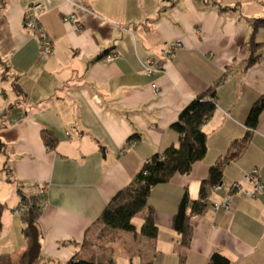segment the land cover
I'll return each instance as SVG.
<instances>
[{"label":"crops","instance_id":"0c3cea01","mask_svg":"<svg viewBox=\"0 0 264 264\" xmlns=\"http://www.w3.org/2000/svg\"><path fill=\"white\" fill-rule=\"evenodd\" d=\"M224 1L0 0V255L24 251V224L14 211L20 194L33 196L44 185L35 264H63L74 255L100 264H133L134 257L136 264H180L184 255L185 264H206L214 252L232 264H264V192L248 197L231 190L254 170L264 181V109L256 118L251 113L264 96V46L259 61L245 68L253 18L242 21L238 2ZM33 3L41 5L39 22L54 43L47 59L22 27ZM226 7L232 10H219ZM72 14L79 33L65 20ZM173 41L181 47L162 61L160 72L145 75L141 63L160 61ZM107 54L116 58L105 62ZM218 80L215 111L202 126L205 157L187 175L151 190L147 205L157 238L97 223L146 160L177 145L171 124ZM247 132L242 154L224 165L221 190L210 188L203 212L190 218L191 242L182 248L172 222L183 193L196 200L209 168ZM223 198L229 209L215 211L212 204ZM147 210L133 218L137 232Z\"/></svg>","mask_w":264,"mask_h":264},{"label":"trees","instance_id":"16d2710c","mask_svg":"<svg viewBox=\"0 0 264 264\" xmlns=\"http://www.w3.org/2000/svg\"><path fill=\"white\" fill-rule=\"evenodd\" d=\"M256 1L264 6V0ZM219 10L230 11L232 8H219ZM249 22L251 34L247 46L250 56L245 68L259 61L261 55L258 54V50L264 46L263 43L254 42V35L259 30H264V17L252 19ZM219 83L220 80L195 96L184 106L179 112L176 121L171 124V129L178 135L177 145H171L161 153L154 154L146 160L139 172L134 176L132 182L127 187L119 190L108 201L100 213L96 221L97 223L112 230L132 234L139 233L151 241L157 238L158 228L154 222L153 210L147 205L151 190L159 184L167 183L174 175H187L191 171L192 166L205 157L207 151L206 135L202 130V126L215 111L216 89ZM263 109L264 96L260 97L253 104L251 110L253 118H256ZM248 125L254 126L250 123ZM43 140L49 146H53L55 143V140L50 138L47 133H43ZM248 141L249 133L247 132L241 139L231 143L225 156L209 168L208 178L200 183L198 198L196 200H190L187 192L183 193L172 222V229L177 234L178 244L182 248L187 249L191 242L192 228L190 218L203 212L207 205L209 189L212 186L221 184L224 165L236 160L246 148ZM3 151L4 144L0 141V153H3ZM41 198V196L36 194L33 196L20 194V204L25 203L27 205V209L21 217L24 224L22 234L26 241V247L24 251L15 257L1 254L0 264H28L29 250L32 245V235L28 222L31 221L32 226L36 228L35 223L40 210L38 199ZM4 207V204L0 203V231L2 229L1 216ZM145 208H148L147 214L137 232L133 224V218ZM38 258L31 264H35ZM179 263L185 264L184 255H179ZM63 264L100 263H96L93 260H84L74 255ZM144 264H151V262ZM206 264H232V262L226 256L214 252L209 256Z\"/></svg>","mask_w":264,"mask_h":264},{"label":"built area","instance_id":"2783aa9c","mask_svg":"<svg viewBox=\"0 0 264 264\" xmlns=\"http://www.w3.org/2000/svg\"><path fill=\"white\" fill-rule=\"evenodd\" d=\"M41 8L39 3H33L24 11L22 27L24 31L34 38L37 41L40 56L43 59H47L53 54L54 43L52 39L47 35L45 30L43 29L41 23L39 22L37 12ZM66 21L72 24L73 29L76 33L81 31V25L79 21L76 19L74 14L65 18ZM181 47V43L179 41H173L168 44V46L160 51V61L154 62L151 59H147L141 63V68L145 75L152 76L156 72H160L162 70V65L165 59L170 57L172 51L177 50ZM116 58L114 54H107L103 57L105 62H111ZM151 88L154 92H157V86L155 84L151 85ZM248 186V187H246ZM222 184H217L211 187L212 191H220ZM45 190L44 185H40L37 187L36 195L42 196ZM231 190H236L239 193H242L248 197H255L257 194L264 192V181L259 177L258 172L256 170L251 171L250 173H246L243 175L241 181L239 183H234L231 186ZM212 208L215 211H227L229 209V201L227 198H223L220 203H213ZM27 205L25 203L20 204L17 210V214L22 216L24 211H26Z\"/></svg>","mask_w":264,"mask_h":264},{"label":"rangeland","instance_id":"374dc122","mask_svg":"<svg viewBox=\"0 0 264 264\" xmlns=\"http://www.w3.org/2000/svg\"><path fill=\"white\" fill-rule=\"evenodd\" d=\"M224 2H230V1L225 0ZM234 2H238V5H237L238 11H236V14L238 16L237 18L241 19L242 17L244 18L245 16L249 18H253V19L264 17V6L258 4L256 1L254 0H234ZM241 20L244 21L243 19ZM196 34L198 35V32H196ZM260 41L264 42V30L260 32L259 36L255 37V42H260ZM38 204H39V201H38ZM17 210L18 208H16L14 211L16 215H18L16 213ZM18 216L22 217L20 215ZM132 262H134L133 264H136L137 258L134 257ZM37 264H54V263H43V261H40ZM119 264H122L121 261H119ZM167 264H172V262L169 261Z\"/></svg>","mask_w":264,"mask_h":264},{"label":"water","instance_id":"95a60500","mask_svg":"<svg viewBox=\"0 0 264 264\" xmlns=\"http://www.w3.org/2000/svg\"><path fill=\"white\" fill-rule=\"evenodd\" d=\"M28 226L32 235V245L29 250L28 264H31L39 255L38 233L35 227L32 226L31 221L28 222Z\"/></svg>","mask_w":264,"mask_h":264}]
</instances>
